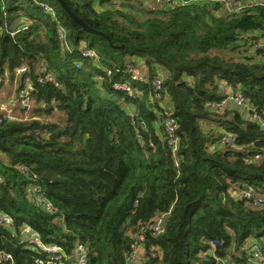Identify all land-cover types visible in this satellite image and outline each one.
<instances>
[{
    "label": "trees",
    "instance_id": "trees-1",
    "mask_svg": "<svg viewBox=\"0 0 264 264\" xmlns=\"http://www.w3.org/2000/svg\"><path fill=\"white\" fill-rule=\"evenodd\" d=\"M63 1L97 33L82 31L56 0H0V85L16 82L19 97L29 80L35 104L29 119L0 114V213L12 219L0 225V254L9 256L0 264L48 260L23 241V223L66 256L82 244L89 264H127L140 226L142 264L244 261L250 235H264V207L232 193L264 195V129L249 112L208 105L238 94L264 117V58L250 51L264 36V0H240L247 6L235 12L202 0L151 9ZM85 49L96 57H82ZM128 64L145 75L130 93L114 87L130 81ZM43 66L51 81H37ZM54 110L62 123L42 119ZM222 139L232 141L220 147ZM160 214V231L148 228Z\"/></svg>",
    "mask_w": 264,
    "mask_h": 264
},
{
    "label": "built area",
    "instance_id": "built-area-1",
    "mask_svg": "<svg viewBox=\"0 0 264 264\" xmlns=\"http://www.w3.org/2000/svg\"><path fill=\"white\" fill-rule=\"evenodd\" d=\"M182 2V0H158L159 6L163 8H171L173 7L176 2ZM206 3H219L222 6V9H224L226 12H235L239 11L240 9L244 8V6L241 3L240 0H202ZM255 3H263L260 1H256ZM47 11L53 13V10L50 6H46ZM57 33L60 37V39H64L65 36V31L62 27H58ZM251 48L250 51L254 52L257 51L258 53L263 54L264 58V36H258L251 41ZM82 57H96V55L93 53L91 50H83L81 52ZM125 73L129 75V80L130 81H121L119 83H114V87L117 89L124 90L127 93L131 92V83L134 82H141L143 81V78L145 75H143L142 70L138 66H133V65H126L124 69ZM40 77L37 78L38 82H44V81H51V76L49 73L46 72V67L43 66L42 69L40 70ZM162 81L160 78H155L152 81V86L154 90L160 91L161 86H162ZM33 90L32 84L29 80H26L24 83V87L22 91L19 94L18 99H20L21 103L23 104V107H28L29 105V94ZM229 100H232L233 103L235 104L236 107L239 108H244L248 110L250 119L256 123H258L263 129H264V117H260L256 111L252 110V107H250L247 103V100L242 97L241 95H233L231 94L228 96L226 99L218 102V103H210L208 106L211 109L214 110H222L227 108V102ZM0 114L2 115V118L6 120H14L16 117L13 115V113L9 112V109L5 107V105H0ZM17 119V118H16ZM164 128L165 132L168 135V140L167 143L174 149H176L177 141L174 138V120L171 117H168L165 122H164ZM138 138L141 139V135H138ZM229 138V136H228ZM232 139L226 140H221L219 142V146H229L230 142ZM259 156H254L253 159L257 160ZM37 191V190H36ZM233 195L238 196L241 199L246 200L248 203H250L251 206L253 207H264V195H258L255 194L251 189L249 188H244L239 191H234L232 193ZM34 201L43 207L47 211H52V207L48 201H46L44 198H42L39 194L35 193L34 194ZM165 214H160L157 216L153 222L149 225L148 228L152 229L153 231H160L163 223ZM12 219L8 216L6 213H0V225L2 226H7L11 225ZM19 228L22 230V235H23V241H26L28 244L32 245L35 249L38 251H43L47 253V258L48 260H36L37 264L44 262L43 264H48L51 263L50 260H56L58 264H89L88 261V254L86 248L82 245L77 243L74 246L73 253L71 256H66L63 253V248L59 247L56 244H47L44 243L43 241H40L38 236H36L32 231V228L28 223H23ZM147 227L146 226H140V229L138 231V235L134 239L133 243V249L130 255L127 258V264H136V261H138V254L142 251L139 247V244L141 243L142 237L141 233L143 231H146ZM251 244H247V255L248 258L254 263V264H264V246H260L258 244H254L253 242H250ZM150 255L151 256H156L160 252L155 249L154 247L149 248ZM9 256L5 254H0V261L8 259ZM66 259H70L71 261H64ZM231 259V258H230ZM232 260V259H231ZM226 261H230L228 258L225 260H218L217 264H225ZM233 263V262H231ZM233 264H240L238 262H235Z\"/></svg>",
    "mask_w": 264,
    "mask_h": 264
},
{
    "label": "rangeland",
    "instance_id": "rangeland-1",
    "mask_svg": "<svg viewBox=\"0 0 264 264\" xmlns=\"http://www.w3.org/2000/svg\"><path fill=\"white\" fill-rule=\"evenodd\" d=\"M138 2H140L141 5H143L144 7L148 8V9L157 7L156 0H150L148 2H146L145 0H138ZM5 80L7 83L0 85V105H5V103L3 101H5V99H7V97H10V96L15 97L14 98V99H16L15 102L12 103V105H10V110L13 111V115L17 119H20V118L29 119V118H31L35 104L30 102L28 107H23L22 106L23 104L21 103L20 99H18V96H17V91H16L17 90V88H16L17 83L14 81L10 83L7 80V78ZM5 107H6V105H5ZM21 108L23 110H25V111L27 110V111L24 112ZM64 118H65L64 114L58 113L56 110L52 111V113L50 115L42 117V119H44V120L56 122V123H62L64 121ZM257 235H258V232L254 231L250 235L249 241H250V239H252L253 237H255ZM139 254H138V257H139Z\"/></svg>",
    "mask_w": 264,
    "mask_h": 264
},
{
    "label": "crops",
    "instance_id": "crops-1",
    "mask_svg": "<svg viewBox=\"0 0 264 264\" xmlns=\"http://www.w3.org/2000/svg\"><path fill=\"white\" fill-rule=\"evenodd\" d=\"M146 2H148V1H150V0H145ZM156 4H157V6H159V2H158V0H156ZM139 60H141V59H139ZM140 62H142V60L140 61ZM142 64V63H141ZM18 70H19V68L16 70V72H17V74H18ZM5 83H7L6 82V80H3L2 82H1V85H3V84H5ZM15 97H7V99H5V101H3L4 103H5V105H6V107L9 109V112L10 113H13V111H11L10 110V105H12V103H14L15 102V100L16 99H14ZM2 102V101H1ZM236 108V109H239L240 111H242V113H248V110L246 111V109H244V108H239V107H236L235 106V104L233 103V101L232 100H229L228 102H227V108ZM22 109V108H21ZM23 110V109H22ZM24 112H26L25 110H23ZM32 115H33V113H32ZM32 115H31V117H32ZM250 242H253L254 244H264V235L263 236H260V237H253L252 239H250V241H249V243L248 244H251ZM247 253V252H246ZM143 252L141 251L140 252V254H139V258H140V260H139V258H138V261H136V264H142L143 263V261H142V257H143ZM231 257L229 256L228 257V259L230 260V261H226L225 262V264H233L234 263V259L233 258H231ZM231 262H233V263H231ZM240 264H254L249 258H248V255H247V257H245V260L244 261H241L240 262Z\"/></svg>",
    "mask_w": 264,
    "mask_h": 264
},
{
    "label": "water",
    "instance_id": "water-1",
    "mask_svg": "<svg viewBox=\"0 0 264 264\" xmlns=\"http://www.w3.org/2000/svg\"><path fill=\"white\" fill-rule=\"evenodd\" d=\"M56 2L60 5V7L64 10V12L67 14L69 18H71L76 24H78L82 31L90 33V34H95L97 33L95 30H93L90 26H88L85 22H83L74 12L70 10V8L67 6V4L63 0H56ZM26 72V68L22 67L19 69L18 74H17V79L19 83H22V77ZM44 107L46 109L49 108L48 104H45Z\"/></svg>",
    "mask_w": 264,
    "mask_h": 264
},
{
    "label": "clouds",
    "instance_id": "clouds-1",
    "mask_svg": "<svg viewBox=\"0 0 264 264\" xmlns=\"http://www.w3.org/2000/svg\"><path fill=\"white\" fill-rule=\"evenodd\" d=\"M20 68H22V67H20ZM20 68H19V69H20ZM18 71H19V70H18ZM24 83H25V82H24Z\"/></svg>",
    "mask_w": 264,
    "mask_h": 264
}]
</instances>
